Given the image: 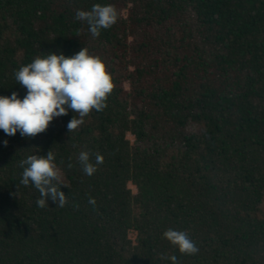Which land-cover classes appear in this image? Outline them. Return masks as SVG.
Returning a JSON list of instances; mask_svg holds the SVG:
<instances>
[{
	"label": "trees",
	"instance_id": "1",
	"mask_svg": "<svg viewBox=\"0 0 264 264\" xmlns=\"http://www.w3.org/2000/svg\"><path fill=\"white\" fill-rule=\"evenodd\" d=\"M98 3L119 19L93 37L75 13ZM83 47L113 76L107 107L71 133L72 110L34 138L0 130V264H264V0H0V95L23 99L15 71ZM49 150L63 208L20 183ZM81 151L104 156L92 176Z\"/></svg>",
	"mask_w": 264,
	"mask_h": 264
},
{
	"label": "clouds",
	"instance_id": "2",
	"mask_svg": "<svg viewBox=\"0 0 264 264\" xmlns=\"http://www.w3.org/2000/svg\"><path fill=\"white\" fill-rule=\"evenodd\" d=\"M75 19L86 21L92 36L99 37L101 29H109L117 23L119 13L114 5L98 3L90 11L77 10ZM14 76L17 83L26 89V95L23 99L17 92L11 96L0 95V130L8 136H15L19 131L22 137L34 138L44 133L54 118L67 115L69 110L79 116H73L67 124L71 133L84 124V117L92 110L100 112L107 107V99L115 87L106 63L100 56L90 54L87 47L72 56L63 53L38 56L21 66ZM4 144L7 145V141ZM90 155L88 151H81L78 155V162L88 176L95 174L97 166L104 163V156L99 153L95 154V163L90 161ZM55 160L54 153L49 150L46 156L32 154L20 161L23 168L20 183L24 186L31 183L38 190L36 204L40 208L49 207V199L60 208L68 203L61 191V186L67 185L63 184L62 171ZM73 166L72 163L67 165L69 169ZM89 203L95 206L96 201L90 197ZM163 236L178 247L181 254L196 255L199 252L185 231L169 228ZM168 259L172 264H179L175 255Z\"/></svg>",
	"mask_w": 264,
	"mask_h": 264
},
{
	"label": "rangeland",
	"instance_id": "3",
	"mask_svg": "<svg viewBox=\"0 0 264 264\" xmlns=\"http://www.w3.org/2000/svg\"><path fill=\"white\" fill-rule=\"evenodd\" d=\"M126 137H127L128 140H131L130 136L127 135ZM128 188H129L131 191H133V188H132L130 185H128Z\"/></svg>",
	"mask_w": 264,
	"mask_h": 264
}]
</instances>
